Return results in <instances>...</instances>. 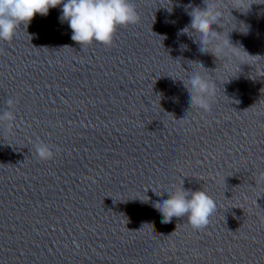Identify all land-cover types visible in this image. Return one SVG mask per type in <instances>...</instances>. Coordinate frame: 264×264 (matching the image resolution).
Listing matches in <instances>:
<instances>
[{
    "label": "clouds",
    "instance_id": "9594fccd",
    "mask_svg": "<svg viewBox=\"0 0 264 264\" xmlns=\"http://www.w3.org/2000/svg\"><path fill=\"white\" fill-rule=\"evenodd\" d=\"M203 2L204 8L187 6L191 8L187 13L191 18L190 24L179 30V34L188 35L193 43H198L202 53H211L215 58L231 59L238 55L237 48L240 47L233 46L228 38L222 39L220 32L213 28L214 25L220 27L224 19V0ZM228 4L231 5L230 9L241 13H247L252 5L247 0H228ZM58 6H62L60 20L68 23L72 30L71 39L81 47L93 42L111 46L118 27L139 21V15L130 0H0V40L11 41L21 25L27 28L36 14L47 16L51 8ZM189 31L194 35H190ZM180 50H188V46L181 44ZM183 83L189 94L190 108L210 112L216 94L215 82L194 69L187 82ZM15 104L13 99L7 100L9 109L15 108ZM15 118L13 111L5 110L0 114V123L7 122L8 129H11ZM35 152L41 160H50L54 156L50 146L42 141L35 145ZM255 185L264 186V172L258 174ZM168 194L169 199L154 205L163 217V224L171 223L174 217L186 216L187 223L194 230H203L217 211L216 202L204 190H186L182 184L174 193Z\"/></svg>",
    "mask_w": 264,
    "mask_h": 264
}]
</instances>
